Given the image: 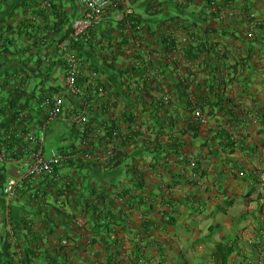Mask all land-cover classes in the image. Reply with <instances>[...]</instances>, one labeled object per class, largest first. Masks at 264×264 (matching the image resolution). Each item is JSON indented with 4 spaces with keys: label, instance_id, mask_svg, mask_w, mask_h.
Returning <instances> with one entry per match:
<instances>
[{
    "label": "crops",
    "instance_id": "0c3cea01",
    "mask_svg": "<svg viewBox=\"0 0 264 264\" xmlns=\"http://www.w3.org/2000/svg\"><path fill=\"white\" fill-rule=\"evenodd\" d=\"M138 1L144 4L143 0ZM187 2V6L175 8L173 15L167 14L169 18H179V23L173 27V36L178 37L185 28H191L196 31L198 40L207 38L218 43L217 52L211 51L208 55L211 59L208 70L212 67V56H217V62L228 74L224 87L216 85L206 92L208 104L202 108L207 123L199 126L193 123L188 103L185 107L170 104L159 112L155 102L144 99L150 91L162 89L158 81L154 83L155 88L141 90L136 86L137 78L130 81V77L125 76L122 89L127 96L119 101L116 117L98 109L101 100L96 103L93 120L96 127L101 119H112V124L117 125L124 118L135 116L137 137L130 141L133 137L129 136L117 143L114 160L60 168L59 184L63 188L67 182L68 187L72 183L80 190L75 192L80 194L94 187L97 190L94 193L102 196L97 223L93 217L87 219V234L77 245L71 238V247L76 251L73 264H105L107 247L96 240L100 238L96 231L102 230L104 224H109L112 233L107 234V240L111 243L116 240L124 249L121 258L128 259L135 247H142L147 256L145 264H161L160 255L152 246L156 241L165 249L164 258L170 264H197L205 255V246L209 250L213 247L212 240L224 241L223 237L234 223L240 224L243 233L234 232L232 240H237L244 248L264 250V240L257 236L258 223L255 224L256 219L264 220V192L259 188L264 189V0ZM77 9L74 14L80 16L81 8ZM242 12L254 14L255 18L242 19L239 16ZM109 14L114 22L115 11ZM211 28L214 32H210ZM151 40L149 43L154 47L155 40ZM124 57H120L118 67L129 64ZM125 61L127 63L122 64ZM208 70L202 79L207 77ZM138 71L142 73V67ZM234 78L237 85L231 84ZM60 80H63L62 75ZM134 105L138 107L135 113ZM95 136L89 147H94L97 154L106 151L109 143L101 135ZM191 160H195L196 168L202 171L198 182L192 179ZM134 163L137 164L135 171L143 178L141 182L130 172L128 164ZM252 187L258 196L254 199L251 193L248 202L240 203L238 208V196H244ZM230 201H233L231 206ZM168 210L174 217L170 223L163 216ZM218 210L220 216L219 212L214 213ZM111 212L114 215L108 214ZM253 221L254 226L249 227ZM225 225L229 228L225 229ZM210 226H217L215 235L208 241H198L210 233ZM235 258L241 259L235 255L230 259Z\"/></svg>",
    "mask_w": 264,
    "mask_h": 264
},
{
    "label": "trees",
    "instance_id": "16d2710c",
    "mask_svg": "<svg viewBox=\"0 0 264 264\" xmlns=\"http://www.w3.org/2000/svg\"><path fill=\"white\" fill-rule=\"evenodd\" d=\"M116 1L117 5L114 6V9H123L124 7L131 9L130 14H127L128 20L133 21V24L129 26L131 28L124 30L127 20L115 24L109 14L106 21L99 23L90 31L88 38L75 40L72 22L74 18L81 17L83 14L81 13L80 16L74 14L77 13L78 6L82 8L77 0H51L50 5L45 7L41 6L43 0H0V148H4L6 159L4 164L0 162V264H71V253L64 247L58 246L61 242L60 239L69 233L73 238L78 237V233L73 232L72 227L73 218L77 214L80 213L81 217H93L96 222L102 211L99 205L102 196L94 193L97 191L94 190V187H89L90 192L88 189H84L79 194L75 191L80 190H76L77 186L73 187L71 183L72 188L69 186L67 193L60 188L59 183L48 177L39 179L35 186L26 182L25 190H22L15 198L18 203L9 209H6L5 206L3 187L11 175L7 165L18 157L19 153L16 152L18 149L21 151L23 147L18 146H22L23 142L16 136H10L9 140L3 139L4 130H10L14 123L25 126L26 129H32L34 125L39 128L43 127L47 119L42 104L47 97L55 94L65 95L66 98L68 96V101L76 108L88 109L86 125L95 119L94 114L97 111L95 104L102 99L90 102L87 101L88 99L78 100L67 95L68 93L66 94L65 91L68 89V85L63 80L61 81L58 75H55L56 71L62 73L67 68L69 61H67L66 55L75 56L81 67L88 71V75L76 76L75 86L80 90L85 88L89 92L90 89H93L127 96L126 91L122 89L125 76L128 75L130 81L135 78L146 81L147 76L149 78L152 75L160 78L158 84L163 85L162 89L158 91L175 93L181 99L184 98L183 88L187 79L181 77L179 72L187 75L191 70L189 65L183 66L185 61L170 62L161 58L152 61L150 56L152 46L146 45V43L158 30H161L157 35L161 47L159 50L169 51L166 41L167 38L173 36L172 25L178 24L179 18L177 16L173 19L169 18L168 11L173 6L174 8L179 5L187 6L188 0H145L144 4L140 3L137 8L134 7V4L138 0H126V4L120 0ZM66 6H70V10L66 9ZM160 12L165 13L166 17L158 18L156 15ZM142 27H147L145 31L150 36L144 40L145 45L136 50V55H127L125 49L132 46L131 43H134L135 37H140L138 28ZM210 30V32H214L213 28ZM172 42L175 48L182 49L187 54V63H192L201 51L217 52L219 45L212 43L207 38L203 40L196 38V41L188 42L185 46L179 38L174 36ZM190 43L193 44L190 45ZM63 56L65 57L63 58ZM121 56H125L124 58L128 60L129 64L125 67H118ZM125 63L127 61L122 64ZM195 64L197 63L195 62ZM211 66L203 83L198 85V104L201 107L208 104L206 93L208 90H212L216 85L224 87L225 81L219 67ZM141 67L142 73L138 71ZM179 67L187 70L181 72ZM145 75L147 76L145 77ZM89 79L91 82L86 83ZM147 84L148 82L145 83V86L151 88ZM157 94L159 96V93ZM181 103V107H185L187 104L185 100ZM155 104L156 108H160L159 112L162 111L161 108H165L161 100ZM103 107H107V104L101 101L98 109L102 110ZM188 108L189 110L193 109H190V105ZM82 109L77 112L80 113ZM23 112L26 114H22ZM79 113L65 108L57 120L59 123L71 124L73 117ZM154 117L158 116L154 115ZM51 130L46 128V132H51ZM136 132H132L134 137L129 138L130 141L137 137ZM231 145L233 146V141H231ZM228 147L231 146L228 144ZM81 149L82 152H85L88 147ZM87 161L81 156H75L73 160L67 162L74 165L84 164ZM128 165H130V172L133 173L135 180L141 182L143 178L141 174L138 175L139 172H136L137 164ZM196 172L202 176V171L198 168H196ZM37 184H47L46 192L43 193V190L37 188ZM253 192L250 190L245 195L244 202H248L246 200ZM93 194L95 196H91ZM35 197H39V199L35 200ZM134 202L132 200L130 204L133 205ZM232 204L233 201L228 203L229 206ZM66 206H68L67 209ZM108 214L114 215L112 212ZM169 214V210L163 214L168 223L174 221L173 215ZM215 227L217 228V226H210V233L197 240L208 241ZM102 230L96 231V235L100 238L96 239L95 236V239L107 247L108 254L105 257V264H140L142 261L145 264L147 256L142 247H135L128 259L121 258L124 254L122 246L116 240L112 243L107 240V234L112 235L109 224H104ZM256 232L259 234L257 236L260 240L263 241L264 220H259ZM222 240L224 241L215 242L212 249L208 250L205 246L203 250L205 255L201 256L202 259L197 264H260L261 258H257L260 254L264 260V250L257 251L254 247L244 248L238 244L237 240H232L228 234ZM115 245H117L116 248H114ZM152 246L160 255L161 264H170L167 258H164L165 249L160 243L153 242ZM234 255L235 257L242 256H239L241 259L231 260V256L234 257ZM172 264L187 263L173 262Z\"/></svg>",
    "mask_w": 264,
    "mask_h": 264
},
{
    "label": "built area",
    "instance_id": "2783aa9c",
    "mask_svg": "<svg viewBox=\"0 0 264 264\" xmlns=\"http://www.w3.org/2000/svg\"><path fill=\"white\" fill-rule=\"evenodd\" d=\"M124 4L126 3V0H120ZM51 0H43L42 7L50 5ZM77 2L82 6L83 8V14L81 17L74 18L72 22V28H73V35L76 37L75 40H78L79 38L85 39L88 38L90 35V31L97 27L99 23L106 21V17L109 15V13L112 11L113 7L117 5L116 0H77ZM131 10L126 9L125 7L122 9L120 13L116 15V21L115 24H117L119 21L122 23L126 21L127 25L123 28L124 30L131 28L130 25L133 24V21L128 20V15L130 14ZM128 14V15H127ZM253 16V15H252ZM241 18H247L248 15L246 13L240 14ZM142 29V30H139ZM145 29L147 27L138 28V33L140 34V37H135L133 39L134 43H131L132 46H129L125 49V53L127 55H136V50H138L140 47L145 45L144 40L150 36ZM161 31V30H160ZM159 30L157 33L151 38L154 40V38L158 35ZM188 35H184L181 39L183 42H188L189 40ZM150 39V40H151ZM150 40L146 43V45L149 44ZM151 40V41H152ZM166 45L168 46L169 51L164 52L159 50L158 48L152 47V51H150L151 59L157 60V59H164L166 61H174L176 59L182 58V50L175 48V45L172 42V38H167ZM67 60L69 61L68 66L66 68V74H65V81L69 85L70 89L74 92H77L76 84V76L81 74V67L78 63V61L73 58L72 55H68ZM228 74L225 73V76ZM185 78V77H183ZM160 79V78H158ZM235 81H232L231 84L237 85L238 81L237 78H234ZM197 82H191L184 85V99H181L177 94H171L169 92H160L159 96L157 94V98L155 101L158 102V100H161L162 103L167 107L171 103L179 105L182 104V101H186L188 105H190V109H192L191 116L193 123L197 125H204L207 123V117L202 109V107L198 104V87ZM153 100L154 98H150ZM64 95L55 94L47 97V99L44 100L43 106L45 108V117L47 119L46 123L43 125V127H40L37 130L32 129H26L25 126L18 125L14 123L10 130H4L3 131V139L9 140L11 139L10 136H16L19 139H22L21 142H23L22 152H24L26 155H28V158L25 162L26 169L23 171V173L18 178H10L7 182L6 188H5V194L8 199H12L15 195L16 189L18 185L24 182V180L32 181L36 179L37 177H41L45 174L51 173L54 170L55 165L61 164L67 159H70L74 156H76L75 153H67V152H60L56 149H50L48 152H46V126L51 121L57 119L60 114L64 112L65 106H64ZM108 107V106H107ZM133 112L138 109L137 105L133 106ZM118 111V108L110 107L108 109V112H111L112 115L116 117V113ZM22 114H26V112H23ZM109 119L106 123L107 129L106 133L107 138L104 141H108L106 143H109V150L103 153H98L96 155H86L85 157L88 158L89 162H96V161H106L115 156V149L114 147H117L119 143L122 141L127 140V136L129 133L136 131L137 125L132 124L128 125V123L124 121H120L117 125L112 127V124ZM86 120V114L85 110L82 111L77 116L73 117L72 122L76 126L84 125L83 127L86 128V131L90 128L88 125L85 124ZM84 128V129H85ZM83 129V130H84ZM92 134L97 135H104V128L97 127L91 130ZM112 134V136H109ZM83 147L90 146L89 139L90 136L87 135L86 137L83 136ZM118 143V144H117ZM80 147V146H79ZM4 148H0V161H4L5 154H4ZM76 151V150H75ZM79 152V149H78ZM80 153V152H79ZM197 178V175H195ZM76 225L80 230H84V219L79 216L76 218ZM66 242V241H65Z\"/></svg>",
    "mask_w": 264,
    "mask_h": 264
},
{
    "label": "clouds",
    "instance_id": "9594fccd",
    "mask_svg": "<svg viewBox=\"0 0 264 264\" xmlns=\"http://www.w3.org/2000/svg\"><path fill=\"white\" fill-rule=\"evenodd\" d=\"M126 4V3H125ZM126 9H130L129 7H125ZM131 10V9H130ZM217 10V9H216ZM112 11H115V15H117L118 13H120L121 11H122V8L121 9H119V8H117V9H114V7H113V9H112ZM244 12H242V13H240V14H243ZM240 14H239V16H240ZM247 14V13H246ZM247 15H249V17H247V18H242V19H250V18H255V15L254 14H247ZM253 15V16H252ZM127 18H129V17H127ZM241 18V17H240ZM114 21H116V18H115V20ZM115 23V22H114ZM173 27H174V25H172ZM160 31V30H159ZM195 33H196V31H194V30H192L191 28H185L184 29V31L182 32V33H180V35L177 37V38H179V40H181L182 41V37L184 36V35H188V36H190L189 37V40H188V42H194V41H196V35H195ZM171 38H174V36H172ZM154 40H155V45H154V47L155 48H158V49H160L161 47H160V44H159V39H157V36L154 38ZM188 42H183L182 41V44H184L185 46H186V43H188ZM213 43V42H212ZM150 44V43H149ZM193 43H190V45H192ZM129 47V46H128ZM180 50H182V49H180ZM209 54H212V53H209V52H206V51H201V53H200V55L192 62V63H187L186 62V55L187 54H185L184 53V51L182 50V58L181 59H176V60H178V61H185V62H183V66H186V65H189V67H190V71L187 73V75H185V74H181L180 72H179V75H181V77H185L184 79H187V83H191V82H197V85H199V83H203V79H202V75H203V73L206 71V70H208V62L211 60V59H209L208 58V55ZM203 55L205 56V58H203ZM73 56V55H72ZM65 56H63V58H64ZM67 57H68V55H66V59H67ZM213 57V60H212V63H211V65H215V67H219V69H220V73L223 75V77H224V81H226V76H225V73H227L226 72V70H224L223 68H222V65H221V63H218L217 62V59H218V57L217 56H212ZM73 58H75L77 61H78V59L75 57V56H73ZM152 61H156V60H153V59H151ZM68 61V60H67ZM175 61V60H174ZM195 62L197 63V64H195ZM78 63H79V65H80V67H81V64H80V62L78 61ZM135 64V63H134ZM137 67H139L137 64H135ZM150 68H151V66H150ZM180 69H179V71H181V72H183V71H185V70H187V69H184V68H182V67H179ZM153 69V68H152ZM209 71V70H208ZM65 74H66V69L62 72V73H58L57 71L55 72V75H58L59 77H60V75H62V77H63V81H64V83L66 84V85H68L67 83H66V81H65ZM81 74H83V75H88V71L86 70V69H84V68H82L81 67ZM89 75H90V73H89ZM147 75H145V77H146ZM150 78V79H149ZM149 78H148V76H147V79H146V81H144V80H140V79H138V85H136V86H138V87H140L139 89H141V90H143V89H147L148 87L147 86H145V83L146 82H148V86H151V89L155 86V84L154 83H156V81H159L158 80V78H157V76H152V75H150L149 76ZM136 79V78H135ZM91 82V79H89L88 80V82H86V83H90ZM232 82V81H231ZM198 87V86H197ZM136 88V87H135ZM155 88V87H154ZM97 89H99V88H97ZM65 93L67 94V95H70L71 97H73V98H76V99H78V100H80V99H88L87 101H93V102H97V101H94V100H96V99H102L101 101L104 103V104H107V106L108 107H103L102 108V110H101V112L102 113H106V112H108V109L110 108V107H113V108H118V106H119V101H123V98H122V96H124V95H120V94H118V93H111V92H108V91H96V90H93V89H90V91L89 92H87L86 91V89L84 88L83 90H80V89H78L77 88V92H74V91H72L71 89H70V87H69V85H68V89L65 91ZM157 93H160V91H158L157 89L156 90H152V91H150V93L148 94V95H145L144 96V99L145 100H148V99H150V98H154L152 101L153 102H155V103H157V101H155V99L157 98ZM198 93H199V90H198ZM198 93H197V97H198ZM152 94H154L153 96H151V97H149L150 95H152ZM64 98H65V101H64V106H65V108H69L70 110H72L73 112H75V113H79V112H77L78 110H80V109H82L83 107H81V108H76V107H74V106H72V104L70 103V101H68V96H67V98H66V96L64 95ZM139 98H141V97H139ZM67 99V100H66ZM138 99V98H137ZM184 99V98H183ZM151 100V99H150ZM199 100V99H198ZM159 101V100H158ZM70 103V104H69ZM127 105H128V103H127ZM154 105H156V104H154ZM95 106H96V104H95ZM132 108H133V106H132ZM189 109V108H188ZM203 109V108H202ZM88 110V109H87ZM87 110H85V114H86V112H87ZM82 111H84V109H82L81 110V112ZM192 110H189V112H191ZM204 111V110H203ZM80 112V113H81ZM79 113V114H80ZM124 122H126V123H128V125H132L133 123L134 124H136L137 125V121H136V117L134 116V118H124V120H123ZM56 122H58V120L57 119H55V120H53V121H51L50 123H48V125L46 126V128H49V129H52L53 130V125L56 123ZM108 122V120L107 121H105L104 119H101V121L98 123V127H102V128H104V132H105V134L104 135H102V138L105 140L106 138H107V133H106V129H107V126H106V123ZM110 122H111V124H112V122H113V120H110ZM59 123V122H58ZM195 124V123H194ZM114 125L115 124H112V127H114ZM197 125V124H196ZM84 125H80V126H76L75 124H73V122L71 123V124H69V126H67V128L68 129H64V131L61 133V144H59V145H56L55 147H47V142H46V147H45V149H46V152H48L50 149H56V150H58V151H60V152H67V153H75V152H78V149H79V152H82V147H83V136H87V135H89L90 136V139H89V143H91L92 141H94L97 137L95 136V134H92V129H94V127L95 128H97L96 126H95V123L94 122H91L90 124H88V126L90 127L89 129H88V131H86V128L85 127H83ZM197 126H199V125H197ZM34 130H37V128L39 129V127H37L36 125H34L33 127H32ZM60 128H62V127H60ZM85 128V129H84ZM84 129V130H83ZM137 129H138V126H137ZM137 129H136V131H137ZM49 131H47L46 132V141H47V135H49ZM129 136H131V137H134V135L132 134V132L131 133H129L128 134V136L127 137H129ZM128 139V138H127ZM105 142H108L107 140L105 141ZM51 143V142H50ZM80 146V147H79ZM85 147H88V146H85ZM84 147V148H85ZM109 148L110 147H107V149H106V151H108L109 150ZM23 149V148H22ZM22 149H21V151H19V149H18V151L16 152V153H19L18 154V157L14 160V161H11L7 166H8V171H9V168L13 171V173H14V175H10L8 178H7V180H6V182H5V185H4V187H3V196H4V199H5V206H6V209H9L10 207H12V205H15L16 203H18V200H15V198L17 197V195L20 193V192H22V190L24 191L25 189H24V185H25V183L26 182H30V184H32L33 186H35L36 185V182L39 180V179H41V178H44V179H46V177H48V178H50V180H52V181H54V182H56V183H59V170H60V168L61 167H63L64 165H68V166H72L71 164H68V162L72 159H74V157H72V158H70V159H67L66 161H64L63 163H61V164H58V165H55V167H54V170L51 172V173H48V174H45V175H43V176H41V177H37L36 179H34V180H32V181H27V180H24V182L23 183H21L20 185H18V187H17V189H16V192H15V195H14V197L12 198V199H8L7 198V196H6V194H5V188H6V185H7V182H8V180L10 179V178H18L22 173H23V171L26 169V165H25V162H26V160H27V158H28V155H26L24 152H22ZM114 149H115V156H116V152H117V147H114ZM76 150V151H75ZM106 151H104V152H106ZM101 153H103V152H101ZM97 153L94 151V147L92 148V147H88V149H87V151H85V152H82V153H76V156H81L85 161H87L88 160V158L87 157H85L86 155H96ZM115 156L113 157V158H111V159H109V160H114V158H115ZM68 161V162H67ZM106 161H108V160H106ZM0 162H2L3 164H4V161H0ZM97 162V161H96ZM95 162H89V161H87V163L85 162L84 164H94ZM196 161L195 160H191L190 161V163H189V165L193 168V170H194V173L192 174V179L194 180V181H196V182H198L199 181V179L201 178V175H199L197 172H196ZM4 168H5V166H4ZM195 175H197V178L195 177ZM47 184L45 185H39V184H37V188H39V189H41V190H43V193L44 192H46V190H47ZM60 188H62L64 191H66L67 193H68V182H67V186H66V188H63L62 187V185H60ZM36 199L35 200H37V199H39V197H35ZM24 201H25V198H24ZM79 216H81L80 215V213H79V215L77 214V216L76 217H74L73 218V223H72V227H73V232H77L78 234V237L76 238V237H74L73 238V236H71V234L69 233L67 236H63L61 239H60V243H59V247L60 248H62V247H64V249H66L67 251H69L71 254H70V263L71 264H73L74 263V261H75V254H76V251L71 247V238H73L74 239V244H78V242H79V240H81V238L82 237H84L86 234H87V217H84V216H82V218L84 219V230L82 231V230H80L78 227H77V225H76V218L77 217H79ZM66 241V242H65ZM239 256H242V255H239ZM263 259V256H261V259H260V264H264V260H262Z\"/></svg>",
    "mask_w": 264,
    "mask_h": 264
},
{
    "label": "rangeland",
    "instance_id": "374dc122",
    "mask_svg": "<svg viewBox=\"0 0 264 264\" xmlns=\"http://www.w3.org/2000/svg\"><path fill=\"white\" fill-rule=\"evenodd\" d=\"M141 1V0H140ZM143 1H145V0H143ZM140 5V2L139 1H137L135 4H134V7H138ZM81 11H82V13H83V8H81ZM176 12V9L175 8H170V10L168 11V13L170 14V15H173L174 13ZM158 18H161V17H164L165 16V13H162V12H160V13H158L157 15H156ZM166 17V16H165ZM67 126H69V124L67 123V124H65V123H58V122H56L54 125H53V130H51V132L49 133V135H47V147H55L56 145H59V144H61V133L64 131V129H68L67 128ZM60 127H62V128H60ZM51 142V143H50ZM12 167V166H11ZM10 167V168H11ZM9 168V173L11 174V175H13V171L11 170ZM260 183V182H259ZM258 183V184H259ZM260 188V191L261 192H264V189H263V187H259ZM251 190V192H253L254 190H255V188L254 187H252V188H248V192ZM258 190V189H257ZM246 193H247V190L245 191ZM258 192L257 191H254L253 193H252V195H253V197H254V199L256 198V196H258ZM246 195V194H245ZM245 195L244 196H242V195H240V196H238V208H239V206H240V203H242V202H244L245 200H244V197H245ZM245 203V202H244ZM246 206H248V205H246ZM237 208V209H238ZM244 208V207H243ZM242 208V209H243ZM241 210V209H240ZM239 210V211H240ZM237 211V210H236ZM217 212H219V210L218 211H215L214 213H217ZM220 213L221 212H219V214H218V216H220ZM238 214H239V212H238ZM259 222V219H256V221H255V224H257ZM249 225V227L251 226V227H253L254 226V221L251 223V224H248ZM239 226H240V224L239 223H234V225H232V227H231V230H229L228 231V236L229 237H233V234H234V232H237V233H239L240 232V234L241 233H243V230H241V229H239ZM248 227V226H247ZM248 227V229L250 230L251 228H249ZM229 228V226L228 225H225V229H228ZM245 229V228H244ZM217 230V228L215 227V229L213 230V233H212V236H214L215 235V233H214V231H216ZM249 230H247V231H249ZM209 231V230H208ZM210 232V231H209ZM249 233H251L250 231H249ZM246 234H248V232H246ZM252 234V233H251ZM198 235H196L195 237H197ZM211 236V237H212ZM248 237V236H247ZM247 237H245V239H247ZM244 239V240H245ZM246 243H247V241H246ZM211 244L212 245H214L215 244V242L212 240V242H211ZM252 246V245H251Z\"/></svg>",
    "mask_w": 264,
    "mask_h": 264
}]
</instances>
